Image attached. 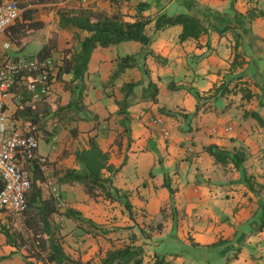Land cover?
I'll list each match as a JSON object with an SVG mask.
<instances>
[{"label": "crops", "instance_id": "crops-1", "mask_svg": "<svg viewBox=\"0 0 264 264\" xmlns=\"http://www.w3.org/2000/svg\"><path fill=\"white\" fill-rule=\"evenodd\" d=\"M141 2L148 3L144 13L153 16L146 32L148 27H155L158 13L177 14L182 11L200 17L208 31L199 38L182 41L181 24L159 30L155 28L151 33L147 32L152 38L151 43L143 45L140 42L142 47L139 52H135L137 55L127 52L117 56L109 51L112 45L104 47V50L100 48L102 46H98L92 53L85 77L87 89L82 114L88 113L91 118L77 120V133L59 144L60 133L54 128H51L54 134H50L47 139L42 131L39 133L40 154L47 159L43 166L45 174L56 177L53 176L68 201L67 208L81 212L84 218L93 221L97 227L111 230L110 237L113 236V231L118 229V225H136L135 228H139L141 233L140 241H146L145 252L148 255L144 253L143 264H153L158 257H165L171 264H224L221 261L214 263L218 257L226 258V264H264V254L252 250L248 244L253 234H256L258 241H264V225L260 227L264 222V191L260 194L252 185L239 180L240 171L233 163H218L214 156L204 150L206 145L217 144L231 151H244L247 156L244 161L246 173L253 179L256 177L261 185L264 184V127L258 120L250 117L249 113L247 115L241 110L238 102L243 97L241 93L227 91L222 94L213 89L225 82L228 73L235 74L237 70L243 71L246 68L250 76L260 79V87L264 92V49L259 50L253 43H249L254 36L264 37V16L257 15L264 10V0H122L118 3L110 0H69V4H35L31 6L37 8L36 16L44 20L46 26L32 31L20 44L13 43V51L16 56L33 50L35 52L30 54H37L50 38L52 31L59 33L57 50L60 54L63 53V48L70 47L71 42H67L66 37L75 29L59 27L57 9L60 6H90L110 13L120 10L129 14L125 16L126 19L133 20L131 15L137 12L136 7ZM46 9H50L49 13H44L48 11ZM250 11L257 14L252 17ZM228 25L236 26L243 35L239 48L247 60L245 68L233 69V73L230 67L237 42L235 29L220 31ZM174 26L181 27L179 33L171 32L170 29ZM243 41L247 43L242 45ZM121 43L125 42L113 45ZM146 50L148 54L145 62L150 77L159 88L158 101L153 102L150 98L143 97V87L147 85L145 82L143 86L137 87L138 91L137 88L134 90L133 104L128 107L129 113L125 119L126 116L119 112L118 101L125 97L122 86L126 82H120L118 79L129 70L131 80L138 81L143 75L139 70L134 73L137 65L125 68L112 82L111 78L122 57L134 55L138 58V55ZM54 55L55 51L52 58L60 63L62 56ZM252 59L258 60V69L251 65ZM101 74H104V77H101ZM200 76L208 79V83L202 88L196 85ZM71 77V74L65 76L66 79ZM97 79H102L107 86L112 85L111 92L108 93L109 87L102 89L96 85L91 89V83H96ZM129 81L130 79L127 80ZM186 85L191 87H188L186 96L182 101H178L179 103L173 100L172 107H168L160 102L163 86L168 91L181 89ZM228 87L232 89V86ZM190 88L200 92L199 101L190 97ZM52 89L63 94V105L71 100V92L65 89L63 82L55 80ZM213 98L226 100L222 110H218L215 105H209L207 101ZM10 102H13L10 105V110L13 111L19 102L16 98L9 100ZM38 103L40 101L36 102L37 105ZM36 111L40 113L38 107ZM157 117H162L169 133H174L173 139L170 138L171 134L169 138L163 136L160 127L154 122ZM194 118L200 121L196 127L198 132L193 135H180V132L186 131L182 127V119L193 122ZM19 123L25 128L29 126L22 119H19ZM43 123L47 125L50 121ZM209 124L213 126L209 127ZM68 127L66 135L70 132ZM188 129L191 132L194 130L192 125ZM92 135H96L104 150H109L111 164L119 168L113 175V186L122 192H128L133 206L131 211L118 200L111 201L99 197L102 201L98 202V198L90 197L78 183L59 182L58 178L68 168L79 167L75 152L88 147ZM43 145L46 146L45 150ZM132 156H135L138 162L142 157H147L150 171L142 180L137 181L132 176L124 178V170L127 169ZM225 168L230 169L229 173ZM199 174L202 180L195 179ZM118 177H121L120 183ZM166 177L173 188L172 194L165 185ZM183 177L188 179L183 182ZM148 188L149 193L146 192ZM53 217L55 221L60 222L62 233L66 234V251L74 257L87 261L100 252L101 245H106L104 256L107 250L114 248L111 242L102 243L98 240L105 233L99 232L101 235H98L96 232L100 230L95 227H87V223L62 213H56ZM159 223H162V226L157 228ZM146 224L150 225L151 230H148ZM150 254L154 259L149 258ZM0 256L3 257L0 264H44L43 261L28 256L25 246L8 244L6 236L1 232Z\"/></svg>", "mask_w": 264, "mask_h": 264}, {"label": "trees", "instance_id": "trees-1", "mask_svg": "<svg viewBox=\"0 0 264 264\" xmlns=\"http://www.w3.org/2000/svg\"><path fill=\"white\" fill-rule=\"evenodd\" d=\"M1 1V0H0ZM20 7H22V16L15 23L10 25L6 31L8 38L20 44L22 39L28 36L32 31L42 29L46 26V22L36 16L37 8L31 5L53 3L58 4L65 2L69 4V0H17ZM112 2H119L122 0H110ZM124 1V0H123ZM130 1V0H126ZM148 7V3L141 2L137 5V12L133 15V20L125 18L126 13L120 10H115L110 13L104 9L90 7V6H60L57 9L59 16V27L61 29L77 30L86 32L87 35L81 39L78 48L74 49L66 47L62 49L61 62L54 61L56 67L55 78L65 84V89L71 92V100L64 106L58 107L54 110V117L70 116V111H74L75 115L70 116L71 119H89L91 115L88 113L82 114L84 109V97L87 89L86 73L88 72V65L93 51L98 46L107 47L113 44H118L122 41L135 40L141 42L143 45H149L152 41L151 36L146 32V27L153 21L152 14H145L144 10ZM252 12V13H251ZM249 14L254 17L257 13L250 11ZM264 16V10L259 14ZM181 24L183 31L180 34L182 41L189 38H199L206 33L208 29L204 26L200 17L190 12L182 11L177 14H169L167 12H160L155 19V28L157 30L166 28L171 25ZM235 29L237 42L235 44L234 58L231 64V70L243 67L247 62L246 56L239 51L240 38L243 37L241 32L236 29L234 25H228L220 29L221 32L227 29ZM243 41L242 45H245ZM249 43L257 46V49H264V37L254 36ZM249 47V45H247ZM58 49L57 33L50 36L37 54H30L29 56H37L40 59L53 57L54 51ZM245 49V47H244ZM260 50V49H259ZM10 58H18L19 56L12 55ZM138 58L134 55H126L122 57L118 64V69L113 73L111 82L116 79L120 73L127 67L137 66ZM251 64L258 69V60L252 59ZM256 70V68H255ZM146 73L148 71L146 70ZM71 74L70 79L65 76ZM233 74L228 73L231 78ZM242 76V75H241ZM147 81V85L143 87V97L150 98L153 102L158 101L159 88L151 78L143 77L138 81H129L122 86L125 94L124 99L119 100V112L126 116L127 119L128 107L133 104V99H130L134 94V90L138 86H143ZM216 92L220 91L222 94L226 93L228 89L227 83H222L217 88H213ZM195 96L199 99L201 94L197 90H193ZM26 94V93H25ZM252 93L247 92L246 96L251 97ZM134 98V97H133ZM46 99V98H45ZM43 101V100H42ZM39 102V101H38ZM37 104L32 102L30 97L26 94L22 98L15 110L13 116L17 119H22L24 123L28 124L33 131L39 135L43 131V136L47 139L50 134H54L51 128L47 127L46 123L42 121V115L36 111ZM54 109V108H53ZM48 111L47 113H49ZM258 122L264 126V117L257 111L250 112ZM128 128V126H127ZM77 128L70 130L71 134L77 133ZM204 150L209 152L217 162L222 164L233 163L235 167L244 175L245 181L249 182L247 171L244 166L246 160V153L242 150L231 151L220 147L217 144H211L204 147ZM76 160L79 165L78 168H68L59 178L60 183L82 185L84 191L92 198L103 197L111 201L121 200L125 206L131 211L132 203L129 200L128 192H122L119 188L113 186V175H115L119 168H115L110 162L109 150H104L96 135L89 138L88 147H83L75 152ZM110 173V174H107ZM46 179V174L43 169V164H36L34 168V182L31 192L29 193L28 209L22 213L23 227L11 229V226L4 225L0 228V232L6 236L7 243L12 246H25L28 249V256L35 257L37 260L43 261L44 264H143L145 248L143 245L134 243L125 244L123 246L114 247L107 250L105 256L100 262L93 260H83L81 257H74L67 252L64 247V237L66 234L62 233L60 222L54 220V214L62 213L69 218L79 219L81 222L89 223L93 227L97 225L90 219L82 216V213L67 208L61 210L56 203L53 195L48 198L43 197L42 183ZM165 185L170 189L171 194L173 188L166 180ZM249 185H251L249 183ZM4 186V181L0 176V191ZM264 225V222L260 227ZM162 223L156 227L160 228ZM154 228V226H153ZM105 230H100L104 233ZM3 259L0 256V260ZM153 264H171L170 261L163 258H156Z\"/></svg>", "mask_w": 264, "mask_h": 264}, {"label": "built area", "instance_id": "built-area-1", "mask_svg": "<svg viewBox=\"0 0 264 264\" xmlns=\"http://www.w3.org/2000/svg\"><path fill=\"white\" fill-rule=\"evenodd\" d=\"M22 11L17 0L0 1V52L12 47V42L6 39V31L21 18ZM55 74L52 57L0 58V176L4 181L0 191V213L13 210L22 214L28 209L34 168L36 164L44 166L47 162L40 154L39 135L30 126L25 128L19 123L13 116L17 108L10 110L9 100L16 98L19 102L25 92L33 102L44 100L52 90ZM154 122L164 137L169 138L162 117L155 118ZM42 188L50 191L60 209L67 208L68 201L53 177L46 175Z\"/></svg>", "mask_w": 264, "mask_h": 264}, {"label": "rangeland", "instance_id": "rangeland-1", "mask_svg": "<svg viewBox=\"0 0 264 264\" xmlns=\"http://www.w3.org/2000/svg\"><path fill=\"white\" fill-rule=\"evenodd\" d=\"M46 10H48V11H46L44 13H49L50 9H46ZM153 29L155 30V27L150 26V27H148L147 32L150 31V33H151V31ZM180 29H181L180 26H174V27H171L170 30L173 33H176V32L179 33ZM55 33H57V31H52L50 33V36H53ZM57 34H59V33H57ZM69 34L72 37L69 38L70 36H67L66 40H67V42H71L70 47L74 48V49L80 45L81 39L85 37V32H81V31H77V30L70 31ZM177 38H178V35H177ZM6 39H9L8 36H6ZM124 42L125 43H121L119 45H112L111 49H109V51L114 53V54H116L118 56L119 53L120 54H126L127 52H130V53L139 52V50L142 47V44L140 42H137V41L128 40V41H124ZM13 43L14 42H12V47L9 50H7L6 52L5 51L4 52L3 51L0 52V58H4L5 56L15 55V52L13 51L14 50ZM100 48L104 50L103 46L100 47ZM0 50H2V49H0ZM240 50L241 49L239 48V51ZM34 52H35V50H33L30 53H34ZM240 52L242 53V51H240ZM30 53L21 54V56H19V57H31V56H29ZM135 54L137 55L138 53H135ZM147 54L148 53H147V50H146V51H144V52H142V53H140L138 55L139 63H138V66L135 68L134 73H135L136 70H139L142 73V75H143L142 77H145V78L149 79V78H151L150 77V72H149V69H148V65L145 62ZM54 56H62V54H60L58 52V50H55V55ZM245 65H246V63L243 65V68H245ZM146 70L148 71V73H146ZM130 71L131 70H129L128 73ZM128 73L127 74H123L122 77L118 79V81L127 82V80H129V79H130V81H132L131 78H130V75H128ZM101 77H104V74H101ZM207 80L208 79H206L205 77H201L200 76L198 78V81H197L196 85L198 87L202 88V87H204L206 85V83H208ZM58 82L61 83V81H58ZM225 83H227L228 86L229 85L232 86V89H229V87H228L229 93L231 91H234L235 93H241L242 94L243 97H242V99L238 100V102H239V107L242 108L241 110H243V112H245V113H247V115H249L250 112L257 111L264 117V92L262 91V89L260 87V85L262 83V82H260V79H256L253 76H250V72L248 71V69L245 68L243 71L240 70V69H239V71L237 70V72L235 74H233L231 78L229 76H226ZM186 84H188V83H186ZM95 85L98 86V88H102V89L105 88V87H109L110 91H108V93L111 92L112 85L107 86L106 84H104L102 79H97L96 83L92 82L91 83V86H92L91 89L94 88ZM183 87L184 88H181V89H177V90L169 89L167 91V89L164 88V86H163L162 90H161V93H160V102L163 105H166L168 107H172L171 105L173 104V100L174 101L177 100V102L178 101H182L184 99V97L186 96L185 94L188 92V90H187L188 87H191V86H187L186 85V86H183ZM136 90L138 91L139 88H137ZM189 90L191 92V93H189L190 97H192L194 99H198L195 96V94L193 93V90H196V89L190 88ZM247 92H251L252 93L251 97L246 96ZM134 95H135V93L131 96L130 99H133ZM48 96H50L51 99L54 98V97L55 98H54V100H51L50 98H48ZM48 96L43 101H40V103H38L37 107L40 109V114H42V116H43L42 120L45 121V122L50 121V123H47L49 128H54L55 131H58L57 133H60V136L58 138V140H59L58 144H59L64 139L69 140L70 136H74V134H70V132H69L68 135H66V131H67V127L68 126H69L68 130H71L72 128H75L77 126V120L74 119V118L71 119V117L75 115L74 111H70V116L71 117L70 116L59 117V118L54 117L52 115V114H54V110L56 108H58V107L66 105V104H64V105L62 104L64 96H63V94L61 92H59V91L56 92L54 89L51 90V92H50V94ZM199 99H198V101H199ZM207 102L209 103V105H212V106L215 105L218 108V110H222V107L224 108V106H222V105H224L226 103V100L223 99V98H219V99L213 98V99H211V100H209ZM11 104H13V102H10L9 106ZM175 106H176V104H175ZM179 108H180V106H179ZM48 111H50V112L47 113ZM193 116L191 118H193ZM249 116L254 118L253 115H251V114ZM254 119H256V118H254ZM169 120H172V119H169ZM182 120H183L182 121V125H183L182 127L184 129H186V131L185 132H180L179 133L180 135H185V136L186 135H193V134H196L198 132L196 127H197V124L200 123V121L197 118L196 119L194 118L193 122L189 121V120H185V119H182ZM209 123H212V122H209ZM167 124H168V121H167ZM190 125H192L193 128H194L193 132H191L188 129ZM209 125H210L209 127L213 126L212 124H209ZM173 135H174V133H173ZM173 135L171 134V136H170L171 139H173ZM189 139L190 138H188V141L192 143V141L189 140ZM262 145H263V142H262ZM42 148H43V150H45L46 146L43 145ZM210 157L213 158L212 156H210ZM146 160H147V157H145V158L142 157L141 159H139V162H138L136 157L132 156V158H131V160H130V162L128 164L127 169L124 170V178H127L128 176H132V178H134L135 180L138 181V179L142 180L144 177H147L149 175L150 167L148 166ZM225 170H226L227 173H229V171H230V169H227V168H225ZM262 175H264V172H263ZM262 175H260V176H262ZM48 176L53 177L54 175L53 176L52 175H48ZM247 176L249 178V182L245 181L244 175L240 171L239 180H242V181H244V182H246L248 184L250 183L253 186L254 190H256L260 194L263 193L264 184L261 185V183L257 181L258 179L256 177H255V179H253L252 176H249L248 174H247ZM212 177L216 178V176H212ZM198 178H200V174L195 179H198ZM167 179L168 178L166 177V180ZM187 179L188 178L183 177V182H185ZM189 179H191V177ZM202 179L203 178H200V180H202ZM204 179H205V177H204ZM120 182H121V177H118V183H120ZM122 185H126V184H122ZM114 187H116V186H114ZM149 190L150 189L148 188L146 192L149 193ZM50 196H51L50 191L46 190V189H43V197L44 198H48ZM78 198H79V196H78ZM97 201L100 202V201H102V199L98 198ZM118 201H120L125 206V203L123 201H121V200H118ZM125 208L127 210H129L126 206H125ZM22 221H23V215L21 213L15 212L13 210H6V211L0 213V228L4 226V222L6 223L7 226H11V229L22 228L23 227V222ZM146 226H147L148 230H151L150 227H149L150 226L149 224L148 225L146 224ZM87 227H91L89 225V223H87ZM135 227H136V225H134V226L133 225L132 226L118 225L117 226L118 229L113 231L114 234L111 237L109 235L112 233V231L108 230V228H106V227H102V228L95 227V229H97V230H105V232H104L105 235L102 236L101 238H98V240L99 241L101 240L102 243H104L105 241L106 242H111L112 243V247H119V246H123V245L128 244V243H136L137 242V244L140 243L141 245H143V247L146 250V241L145 240H141L140 241V239H142V238H139L140 237L139 235L141 233L139 232V228H135ZM95 229H93V232H94ZM99 232L100 231H98L96 233L98 235H101ZM146 232L151 234L150 231H146ZM77 233H78V231H77ZM113 241H115V242H113ZM248 244L250 245L249 247L252 250H256L257 253H263L264 254V241H258L257 238H256V234L251 235V240L248 242ZM105 246L106 245H101L100 252L96 253V255H94V257H92L91 260H93L95 262H100L101 259L104 257L103 252H104ZM145 253H146L145 255H148L147 252H145ZM149 258L154 259V257H152V254L149 255ZM220 261H221V263L226 264L225 263L226 262V258L222 259V258H219V257L216 258V261L214 263H218Z\"/></svg>", "mask_w": 264, "mask_h": 264}]
</instances>
